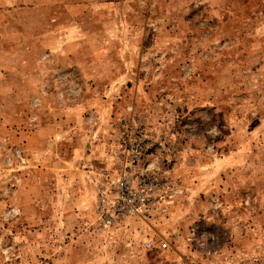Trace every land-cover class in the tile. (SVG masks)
I'll return each instance as SVG.
<instances>
[{
	"label": "rangeland",
	"instance_id": "1",
	"mask_svg": "<svg viewBox=\"0 0 264 264\" xmlns=\"http://www.w3.org/2000/svg\"><path fill=\"white\" fill-rule=\"evenodd\" d=\"M70 3L0 0V264H264V0ZM134 146L159 208L102 227Z\"/></svg>",
	"mask_w": 264,
	"mask_h": 264
},
{
	"label": "built area",
	"instance_id": "2",
	"mask_svg": "<svg viewBox=\"0 0 264 264\" xmlns=\"http://www.w3.org/2000/svg\"><path fill=\"white\" fill-rule=\"evenodd\" d=\"M141 151L139 146L128 150L131 162L125 164L118 177L114 178L109 169L100 172L101 180L97 182L96 216L102 227H110L127 218L149 220L159 208L163 196L156 195L154 191L160 188L161 180L154 174L143 172L136 182L131 173L133 167H137L141 161Z\"/></svg>",
	"mask_w": 264,
	"mask_h": 264
},
{
	"label": "crops",
	"instance_id": "3",
	"mask_svg": "<svg viewBox=\"0 0 264 264\" xmlns=\"http://www.w3.org/2000/svg\"><path fill=\"white\" fill-rule=\"evenodd\" d=\"M36 1L37 0H5L6 5H14L13 8L18 9V10L20 8H26V7L32 6V4L36 3ZM59 1L61 2L60 6H58ZM70 1H72V0H45V7L48 10V12H50V15H51V19H50V23H49L50 27L48 28V33H50V38H46V41L48 40V45H50V46L52 45V33H53V31L54 30H60L61 31L60 35H63V32L66 30L64 28L66 22H63V21H60V23H59L60 28H58V27H57V29H56V27L54 28V26L56 25L55 20L56 19L58 20V18L53 13H57L55 11H57L58 10L57 8L59 7L61 9V12H62V10L65 11V14L68 16V13L71 9L70 8V6H71ZM79 4H80V2L76 3L75 4L76 6H73L75 11H76L74 13L76 16L79 15V13H77V11L81 7V5H79ZM62 43L63 42H60V44H62Z\"/></svg>",
	"mask_w": 264,
	"mask_h": 264
}]
</instances>
